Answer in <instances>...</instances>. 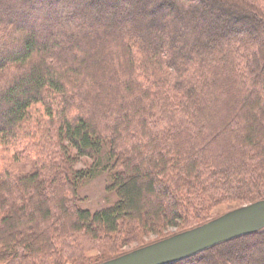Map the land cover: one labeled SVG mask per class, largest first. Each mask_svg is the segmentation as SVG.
Wrapping results in <instances>:
<instances>
[{
  "label": "trees",
  "instance_id": "1",
  "mask_svg": "<svg viewBox=\"0 0 264 264\" xmlns=\"http://www.w3.org/2000/svg\"><path fill=\"white\" fill-rule=\"evenodd\" d=\"M115 1L0 0V152L37 164L0 172L2 264H63L86 239L113 253L96 264L190 208L264 199V0H134L128 22L108 24ZM218 9L233 17L219 28ZM104 144L118 200L91 213L75 196L93 171L70 164ZM259 239L264 228L168 264L238 258Z\"/></svg>",
  "mask_w": 264,
  "mask_h": 264
},
{
  "label": "rangeland",
  "instance_id": "2",
  "mask_svg": "<svg viewBox=\"0 0 264 264\" xmlns=\"http://www.w3.org/2000/svg\"><path fill=\"white\" fill-rule=\"evenodd\" d=\"M116 1L115 4H111L112 6H110L112 11L111 13H108V24L118 21H121L122 23L128 22L131 12L136 7V4H134L135 2L133 3L134 0H130L128 4H125L124 1ZM229 14L231 15L230 12L228 13L227 11L218 9L213 12V18L211 17V19L218 23L217 28H219V23L222 24V22H228L233 19L232 15L229 16ZM105 30L106 29H104V31ZM231 33L242 36L245 34V31L238 30ZM40 112H42V109L36 110V113H33L34 117H37ZM53 139L54 141L50 144L55 146L53 149H57V145H59L57 137H54ZM62 143L66 144V142ZM50 151L54 150H51L50 148ZM69 152L71 154L75 153L73 149H70ZM35 161L36 159L32 155H29L28 157H18V159L15 160L12 159L9 154L0 152V172L7 171L14 173L15 175H22L33 171L35 167H37ZM70 168L74 171L89 170L90 168L93 171L92 175L86 176L78 183L79 186L76 190L75 196L78 208L94 213L111 207L117 202V194L114 188H112V182L117 168L113 166V161L108 158V147L106 144L101 147V151L97 155L93 157H80L78 160L70 164ZM43 177L47 178V174L43 173ZM260 189L261 191H264V186ZM243 205H245V203L240 205L239 202L226 201L220 202L215 206L209 205L207 207L198 208L197 210L190 208L188 209L189 212L187 216H183V218L179 219L178 222H176L177 224L175 223L176 225H168L149 232H138L136 234H132L131 238L122 239L118 244L119 252H129L163 238H167V235H174L178 232L179 227L186 224H194L195 221L201 220L205 214L216 218ZM74 235L75 234L70 236L67 241H72L74 239ZM86 240L87 242L73 241L72 243L67 244L68 248L65 250L67 256L63 264H93V262L97 260L113 255L105 241L97 242L88 239ZM252 243H255V245L246 246L238 258H234L232 256L230 257L228 254L218 251L209 255V262H195L193 264H250L249 262L251 259H257L258 261V259L264 255V239L255 240ZM71 245H74V247H71ZM231 248L234 249V247Z\"/></svg>",
  "mask_w": 264,
  "mask_h": 264
},
{
  "label": "water",
  "instance_id": "3",
  "mask_svg": "<svg viewBox=\"0 0 264 264\" xmlns=\"http://www.w3.org/2000/svg\"><path fill=\"white\" fill-rule=\"evenodd\" d=\"M264 228V199L97 264H168Z\"/></svg>",
  "mask_w": 264,
  "mask_h": 264
}]
</instances>
